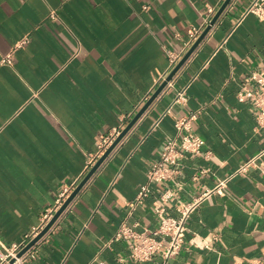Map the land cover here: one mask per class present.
<instances>
[{"label": "crops", "instance_id": "0c3cea01", "mask_svg": "<svg viewBox=\"0 0 264 264\" xmlns=\"http://www.w3.org/2000/svg\"><path fill=\"white\" fill-rule=\"evenodd\" d=\"M224 0H0V242L20 243L62 188L82 179L101 136L128 124L190 48L189 31ZM255 0H232L183 67L35 245L27 264H155L130 258L161 216L211 190L264 147L257 109L238 92L264 72V20ZM148 8L145 9L144 7ZM55 13L56 17L52 16ZM177 62V63H178ZM167 73V74H166ZM161 80V81H160ZM184 91L185 102H174ZM169 110V111H168ZM202 153H183L172 176L130 210L176 121ZM205 169L206 172H202ZM173 195L167 200L163 194ZM158 258V257H157ZM170 264H264V154L191 214Z\"/></svg>", "mask_w": 264, "mask_h": 264}, {"label": "built area", "instance_id": "2783aa9c", "mask_svg": "<svg viewBox=\"0 0 264 264\" xmlns=\"http://www.w3.org/2000/svg\"><path fill=\"white\" fill-rule=\"evenodd\" d=\"M144 8L147 9L148 7L145 6ZM248 11L256 13L260 19L264 20V0H255L249 7ZM209 12L210 16L204 21L201 26L194 27L189 31V46L194 43V41L199 37L205 27L210 23L212 19L211 14H214L215 9L212 8ZM52 16L56 17L55 13H52ZM29 41L30 39L28 35L22 37L7 54L1 57L0 64L11 65L13 63V55L15 51L27 45ZM181 55H176L175 57H173L170 71L177 64ZM165 78L166 75H164L161 80H164ZM249 81H254L256 85L250 86L248 82L242 83V89L238 92V97L241 101L250 100L256 107L257 128L262 133L264 139V72H252L250 74ZM152 92H150L144 98L143 102L147 101L150 98ZM185 100L186 96L184 94V91H181L174 102H185ZM195 118L196 113L191 112L188 116H185L176 121L178 135L175 138L166 140L161 152L160 159L157 162L153 163L148 171L147 182L141 186L140 191L138 192L137 197L134 199V201L129 203L131 211H133L137 205L141 204L144 198H146L150 194V184L152 182H161L172 176V174L174 173V166L179 164V160L182 157L183 153L190 152L196 155L202 153L203 146L205 145V140L201 136L192 133L181 134L182 129L185 128L189 130L191 128V122ZM126 125V123H122L109 135L101 136L96 156L94 157L93 161H91L87 165L86 171H89L90 168L97 162V160L113 144L115 139L126 127ZM263 154L264 147L256 156L241 164L229 178L245 173L250 166H257V160ZM202 172H206V170L202 169ZM229 178L220 181L216 187L211 190H207L199 197L189 202L180 204L178 206L177 216L163 215V208H159L157 212H159L162 218L158 228L155 229L150 235H135L130 228L122 225L115 238H136L135 243L131 244V259H134L136 261H155V264H170L172 258L179 254L184 246L186 233L188 231V221L191 214L212 192L217 191L222 193ZM80 181L81 179L76 180L70 185H66L62 188L61 192L58 195L55 207L49 210L43 216L41 224L37 227H34L28 234H26L24 239L20 243L4 245L0 242V264H27L31 259L36 258L37 250H35L34 248L40 240L21 256H19L18 254L44 229V227L53 218L54 214L60 209V207L74 191ZM172 195V193L169 194L168 192H165L163 194V199L167 200ZM12 260L14 261L11 262Z\"/></svg>", "mask_w": 264, "mask_h": 264}, {"label": "water", "instance_id": "95a60500", "mask_svg": "<svg viewBox=\"0 0 264 264\" xmlns=\"http://www.w3.org/2000/svg\"><path fill=\"white\" fill-rule=\"evenodd\" d=\"M232 0H224L215 15L212 17L210 23L205 27L199 37L194 41V43L190 46V48L186 51L180 61L174 66V68L170 71V73L166 76V78L162 81V83L157 87L154 93L150 96V98L145 102V104L137 111V113L133 116V118L129 121L126 127L121 131L118 137L115 139L113 144L105 151V153L97 160V162L90 168L87 174L81 179L77 187L71 193V195L67 198L64 204L60 207V209L54 214L53 218L49 221V223L44 227V229L32 240L28 243L26 247H24L20 252L19 256L25 253L29 248H31L36 242H38L54 225V223L58 220V218L63 214V212L67 209L69 204L74 200V198L80 193V191L84 188V186L88 183L90 178L99 170V168L104 164V162L109 158L115 148L120 144V142L128 135L131 129L135 126L138 120L145 114V112L149 109L152 103L156 100V98L160 95V93L167 86L168 82H170L173 77L178 73V71L183 67L186 61L190 58V56L194 53V51L198 48L201 42L204 40L208 32L211 28L216 24V22L223 15L228 5ZM12 260L11 262H13Z\"/></svg>", "mask_w": 264, "mask_h": 264}]
</instances>
